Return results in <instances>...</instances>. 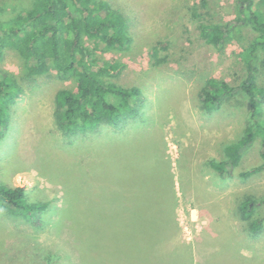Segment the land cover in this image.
<instances>
[{"label": "rangeland", "instance_id": "1", "mask_svg": "<svg viewBox=\"0 0 264 264\" xmlns=\"http://www.w3.org/2000/svg\"><path fill=\"white\" fill-rule=\"evenodd\" d=\"M103 1L122 12L130 24V49L111 55L123 64L115 78L142 90L147 105L135 126L142 130L153 127L151 137L144 135L136 140L145 160L140 178L146 183L151 181L144 177L148 174L154 181L161 176L167 188L171 175L173 188L167 198L148 194L154 222L162 229L159 235L167 242L161 251L168 253L175 248L177 257L181 252L183 259V252L187 259L190 250L191 264H264V229L260 238H250L238 212V199L241 201L244 196L264 201V172L222 180L207 164L211 159L222 160V146L242 135L244 100L230 99L221 109L209 113L196 95L209 78L235 85L245 75L242 56L256 37L250 27L241 26L222 48L201 34L202 25L233 20L237 0ZM0 2L7 6L17 4ZM6 16L5 13L0 19ZM152 47L158 48L157 55L151 54ZM0 70L16 75L24 90L11 108L6 136L0 142V185L23 188L31 203L41 197L51 200L61 217L64 214L74 218L76 203L95 191L101 192V184L94 179L88 187L82 183L80 172L88 169L84 157L72 155L54 124V94L59 89H73L75 80L57 78L54 73L24 79L22 62L11 49L4 51ZM258 83L264 85V74H260ZM82 140L88 143L94 138ZM259 145L248 154L245 165L255 163ZM95 155L96 150L91 156ZM107 183L103 187L115 197L117 187ZM147 184L150 189V182ZM151 189L155 192V185ZM139 194L146 196L140 191ZM127 195L133 196L126 191ZM257 207L255 214L264 216V203ZM54 217L51 220L62 222L60 226L34 229L24 219L0 208V264H43L47 255L58 256L55 264H80L77 247L83 249V242L74 241L71 221ZM158 229L150 230V235ZM205 236L216 241H205ZM102 247L98 246L97 256L102 254ZM107 247L111 250L110 242ZM108 263L112 264L109 258Z\"/></svg>", "mask_w": 264, "mask_h": 264}, {"label": "trees", "instance_id": "2", "mask_svg": "<svg viewBox=\"0 0 264 264\" xmlns=\"http://www.w3.org/2000/svg\"><path fill=\"white\" fill-rule=\"evenodd\" d=\"M8 1L17 4L7 6L0 2V17L7 15L6 19H0V62L4 51L11 49L22 62L24 79L54 73L57 78L75 80L73 89H59L54 94V124L69 144L67 148L72 149V155L84 157V166L89 170L85 173L81 170L82 183L88 187L94 179L101 184V192L95 191L76 203L73 218L64 214L61 217L51 200L41 197L31 203L23 188L0 185V208L24 219L34 229L60 226L62 222L51 220L54 215L59 221L64 217L71 221L74 241L83 242V249L77 247L80 264H109L108 258L112 264H136L140 258L138 242L147 240L153 228L160 229L152 237L162 231L154 222L148 194L156 193L164 199L173 186L170 174L167 188L161 176L156 181L149 174L144 176L153 182L149 181L150 189L149 182L143 183L140 178L145 169L141 163L145 160L136 140L152 135L153 127L142 130L135 126L146 108V100L139 87L117 82L115 77L123 64L111 56L131 47L128 19L103 0ZM235 10L236 17L226 24L201 26L202 36L217 48L233 38L241 26L250 27L256 35L243 53L245 75L238 84L209 78L196 94L209 113L221 109L230 99L244 100L242 135L222 146V160L211 159L207 163L222 180L235 176L249 178L264 172V85L258 83V77L264 74V0H237ZM151 54L157 55L158 48L152 47ZM23 91L16 75L0 70V142L6 136L11 108ZM88 137L94 140L88 143L82 140ZM258 143L255 163L245 165L248 154ZM94 149L96 155L91 156ZM107 182L117 187L115 197L103 187ZM153 184L155 192L151 189ZM126 191L133 196H126ZM238 200V212L246 223L248 236L260 238L264 216H257L255 211L264 201L249 196ZM114 205L116 209L111 208ZM164 211L165 207L163 215H166ZM109 242L111 250L107 247ZM102 245L103 249L99 248L102 254L97 256V248ZM46 257L43 264H55L58 259L55 255Z\"/></svg>", "mask_w": 264, "mask_h": 264}, {"label": "crops", "instance_id": "3", "mask_svg": "<svg viewBox=\"0 0 264 264\" xmlns=\"http://www.w3.org/2000/svg\"><path fill=\"white\" fill-rule=\"evenodd\" d=\"M155 236L152 237L150 235V237H146L147 240L141 241L140 243L138 242L137 250L140 251L138 253L139 254L138 257L140 258L137 259L136 264H191L192 254L190 250L189 253H187V259L184 258L183 252H182L183 259L180 257L181 252H178V257H177V255L174 254V252L176 251L175 248L170 249L169 247H167L170 250L168 253H164L161 250L166 248L167 246V245L164 246L162 245L163 243L166 242V238L160 237V235L158 234L157 239H155ZM166 236L169 237V235ZM211 238L212 237L205 236V241L208 242L216 241V240H211ZM186 244L190 247L189 243L186 242ZM188 255L190 256L189 259H188ZM193 263L194 262H192V264Z\"/></svg>", "mask_w": 264, "mask_h": 264}]
</instances>
